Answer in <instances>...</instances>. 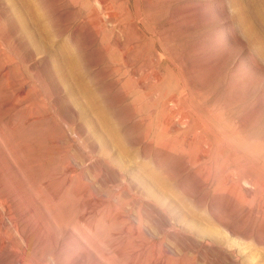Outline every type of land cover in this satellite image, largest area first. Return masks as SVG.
<instances>
[{
  "label": "rangeland",
  "instance_id": "374dc122",
  "mask_svg": "<svg viewBox=\"0 0 264 264\" xmlns=\"http://www.w3.org/2000/svg\"><path fill=\"white\" fill-rule=\"evenodd\" d=\"M0 264H264V0H0Z\"/></svg>",
  "mask_w": 264,
  "mask_h": 264
}]
</instances>
